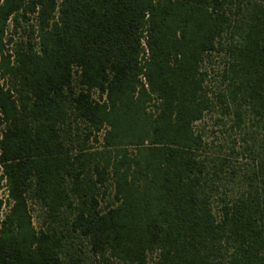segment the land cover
<instances>
[{
    "label": "trees",
    "instance_id": "1",
    "mask_svg": "<svg viewBox=\"0 0 264 264\" xmlns=\"http://www.w3.org/2000/svg\"><path fill=\"white\" fill-rule=\"evenodd\" d=\"M2 189L0 264H264V0H0Z\"/></svg>",
    "mask_w": 264,
    "mask_h": 264
},
{
    "label": "rangeland",
    "instance_id": "2",
    "mask_svg": "<svg viewBox=\"0 0 264 264\" xmlns=\"http://www.w3.org/2000/svg\"><path fill=\"white\" fill-rule=\"evenodd\" d=\"M25 26H23V28H25L27 30V27H25ZM7 34L8 35L11 34V27H9ZM15 38H16V40L19 38V39H23V41H24V40H26L27 35L23 34V32L20 31L19 34ZM9 49H11V46H10ZM219 61H220V59L217 57V59H215V64L212 65V67H211V73L210 74H211L212 77H215V74L218 71V66L217 65H218V62ZM205 123H206V125H205ZM211 124H212L211 121H209V120L207 121L206 120L203 123L202 126H206L207 130H210L211 129L210 128ZM219 131H223V135L219 134L220 133ZM214 137H217V140H215L216 142L219 141V142H221V143L224 144L227 141L225 147L226 148H229L230 147L229 145L231 144V141H230V139L228 137V134L227 133H224V129L223 128L216 129V133L214 134ZM234 137L235 136L232 135V138H234ZM235 151H239L238 150V146H237V148H236ZM235 161H236V163H243L244 159L240 158V156H239L238 159L235 160ZM5 195H6V192L4 191V189L0 190V199H5ZM29 206H30V208L32 210L31 211V214H32V221H33L34 227L38 230L41 227V219L39 218L40 217L39 216L40 215L39 209L33 203H29Z\"/></svg>",
    "mask_w": 264,
    "mask_h": 264
}]
</instances>
